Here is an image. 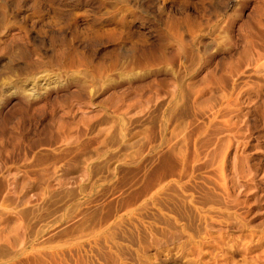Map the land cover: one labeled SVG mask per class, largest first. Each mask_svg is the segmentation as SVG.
Here are the masks:
<instances>
[{
	"label": "rangeland",
	"instance_id": "374dc122",
	"mask_svg": "<svg viewBox=\"0 0 264 264\" xmlns=\"http://www.w3.org/2000/svg\"><path fill=\"white\" fill-rule=\"evenodd\" d=\"M0 264H264V0H0Z\"/></svg>",
	"mask_w": 264,
	"mask_h": 264
},
{
	"label": "bare ground",
	"instance_id": "6f19581e",
	"mask_svg": "<svg viewBox=\"0 0 264 264\" xmlns=\"http://www.w3.org/2000/svg\"><path fill=\"white\" fill-rule=\"evenodd\" d=\"M152 59H154L153 57H152ZM149 61H151V60H146V59H144V60H138L137 61V64H139V65H141V64H147V63H149ZM44 76H46V75H44ZM44 78V77H43ZM36 83L37 82H35V83H33L32 85V87L30 88V89H32L33 91H35V87H36ZM31 84V83H30Z\"/></svg>",
	"mask_w": 264,
	"mask_h": 264
}]
</instances>
